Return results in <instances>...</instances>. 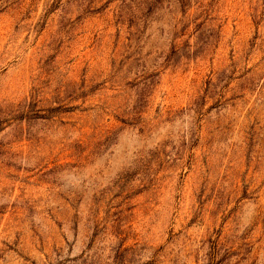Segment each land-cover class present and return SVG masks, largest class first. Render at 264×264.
Instances as JSON below:
<instances>
[{"label":"rangeland","instance_id":"rangeland-1","mask_svg":"<svg viewBox=\"0 0 264 264\" xmlns=\"http://www.w3.org/2000/svg\"><path fill=\"white\" fill-rule=\"evenodd\" d=\"M141 1L0 0V264H264V0Z\"/></svg>","mask_w":264,"mask_h":264},{"label":"trees","instance_id":"trees-1","mask_svg":"<svg viewBox=\"0 0 264 264\" xmlns=\"http://www.w3.org/2000/svg\"><path fill=\"white\" fill-rule=\"evenodd\" d=\"M160 2H161V0H142L140 4H142L143 8L146 9V13H150V12H152V10L156 6V4H159ZM127 15H129V17L127 18L129 26L135 24V20L136 19H140L141 18V16H138V15L136 16V14H134L133 11H131ZM123 18H124L123 14L119 13L118 14V19H117L116 22H122Z\"/></svg>","mask_w":264,"mask_h":264}]
</instances>
